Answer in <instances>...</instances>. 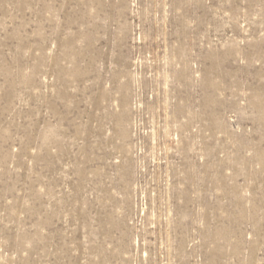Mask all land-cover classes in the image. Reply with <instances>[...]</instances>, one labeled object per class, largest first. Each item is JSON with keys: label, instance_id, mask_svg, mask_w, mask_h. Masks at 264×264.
<instances>
[{"label": "rangeland", "instance_id": "1", "mask_svg": "<svg viewBox=\"0 0 264 264\" xmlns=\"http://www.w3.org/2000/svg\"><path fill=\"white\" fill-rule=\"evenodd\" d=\"M0 264H264V0H0Z\"/></svg>", "mask_w": 264, "mask_h": 264}]
</instances>
